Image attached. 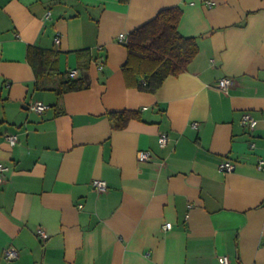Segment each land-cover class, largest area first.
Wrapping results in <instances>:
<instances>
[{
  "label": "crops",
  "instance_id": "0c3cea01",
  "mask_svg": "<svg viewBox=\"0 0 264 264\" xmlns=\"http://www.w3.org/2000/svg\"><path fill=\"white\" fill-rule=\"evenodd\" d=\"M174 6L198 55L156 93L128 87L120 35ZM31 46L89 86L59 97L61 76L39 82ZM125 110L141 119L113 130L107 113ZM261 160L264 0H0V264H264Z\"/></svg>",
  "mask_w": 264,
  "mask_h": 264
},
{
  "label": "trees",
  "instance_id": "16d2710c",
  "mask_svg": "<svg viewBox=\"0 0 264 264\" xmlns=\"http://www.w3.org/2000/svg\"><path fill=\"white\" fill-rule=\"evenodd\" d=\"M182 16L183 10L178 6L165 8L154 19L130 33L124 43L128 58L122 66L128 87L156 93L169 76H179L188 69L199 53V44L197 38L186 37L180 32ZM28 58L39 82L61 76L54 88L59 97L89 86L83 77L57 73L53 51L31 46ZM107 116L113 130H122L132 120L141 119V112L125 110L109 112Z\"/></svg>",
  "mask_w": 264,
  "mask_h": 264
},
{
  "label": "built area",
  "instance_id": "2783aa9c",
  "mask_svg": "<svg viewBox=\"0 0 264 264\" xmlns=\"http://www.w3.org/2000/svg\"><path fill=\"white\" fill-rule=\"evenodd\" d=\"M50 15H51V13H49L47 15V17L49 18ZM120 40L122 43H125L128 40L127 35L121 34ZM57 43H60L59 38H57ZM77 75H78L77 70H72L70 72V76L73 78L77 77ZM235 84H236V80L234 78L226 77V78H222L219 80L218 88L225 91V92H228L231 88H233L235 86ZM49 108H50V106L43 103V102H38V103H35L31 106V109L37 113H43L44 111L48 110ZM242 124H243V126L249 128V129H255L257 124H258V120L250 112H246L243 116ZM194 126H197V123H195ZM9 140H10L12 145L16 144V137L15 136H10ZM167 141H168V136L166 134H163L160 137V144L162 146H165L167 144ZM252 147H254V145ZM152 158H153V153L149 150L139 152L138 159L140 162H146V161L151 160ZM263 165H264V161L261 160L259 167L262 168ZM220 169L222 171L230 172V171H233L235 169V165L230 161H226L220 166ZM7 170H8V168L3 163H0V185H2L4 182V174ZM93 184H94L95 188L99 189L100 191H106L108 189V184L104 180H95L93 182ZM79 207L82 208L83 205H80ZM172 227H173V224L171 222H169L165 225L166 230L172 229ZM37 233L39 234V236L42 240H47L49 238V235L47 234V232L42 228L38 229ZM5 258L7 260H10V261L17 259L18 253L15 250V248H12V247L7 248L5 250ZM219 262H220V264H233L228 256H221L219 258Z\"/></svg>",
  "mask_w": 264,
  "mask_h": 264
},
{
  "label": "rangeland",
  "instance_id": "374dc122",
  "mask_svg": "<svg viewBox=\"0 0 264 264\" xmlns=\"http://www.w3.org/2000/svg\"><path fill=\"white\" fill-rule=\"evenodd\" d=\"M58 79H59L58 77L54 76V77H51L50 79H46L45 82L48 84H50L51 82L57 83Z\"/></svg>",
  "mask_w": 264,
  "mask_h": 264
}]
</instances>
